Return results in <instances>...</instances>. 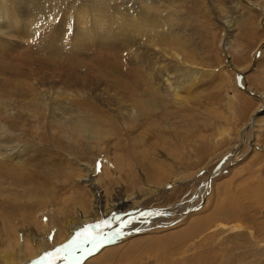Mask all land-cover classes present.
Listing matches in <instances>:
<instances>
[{
	"label": "rangeland",
	"instance_id": "rangeland-1",
	"mask_svg": "<svg viewBox=\"0 0 264 264\" xmlns=\"http://www.w3.org/2000/svg\"><path fill=\"white\" fill-rule=\"evenodd\" d=\"M117 1L140 12L133 20L145 12L161 24L150 25L161 48L156 66L174 72L179 94L168 89L157 108L137 106L135 113L122 107V93L97 99L58 83L73 107L80 105L75 119L85 112L82 118L93 119L95 126L80 130L68 124L69 112L48 109L53 89L40 80L48 67L31 76L3 68L0 86L11 81L9 88L30 95L0 99V264H33L65 243L73 225L112 229L152 210L172 216L136 219L140 232L83 264H264V0ZM221 20L232 21L231 30ZM103 63L88 75L126 78L131 89L142 83L109 57Z\"/></svg>",
	"mask_w": 264,
	"mask_h": 264
},
{
	"label": "bare ground",
	"instance_id": "bare-ground-1",
	"mask_svg": "<svg viewBox=\"0 0 264 264\" xmlns=\"http://www.w3.org/2000/svg\"><path fill=\"white\" fill-rule=\"evenodd\" d=\"M70 1L0 0V69H2L0 74H6L7 69L14 73L21 67L22 75L26 72L31 76L35 75L36 71L40 69L37 66L48 67L46 74L44 73L45 76L40 78L44 84L53 89V92L50 91L52 92V95L50 93L52 99L47 102L49 103L47 104L48 109L52 111L57 107L56 111L59 113L67 114L69 112L71 115L67 120L68 124L80 130L88 128V126L92 127L94 125L92 124L93 119L86 116L82 118V115L86 113L85 111L80 116L82 119H75L73 113L74 111L80 112L78 108L80 105L73 107L67 99L66 88H70L69 84L78 89L79 92L76 90L77 94L83 93L84 95L88 92L97 99L112 100L117 97V94L122 93L123 100H126V105L122 107L135 113L138 109L137 106L149 107L150 109L157 108L162 103V97L167 95L168 89L174 93L175 97L178 96L179 89L173 85L174 72L171 73V71L166 70L163 73L159 66H156V63L159 62L157 53L161 48L156 47L158 40L154 38L155 34L150 25H154V30H156L161 27V24H151L149 18L145 16V12L141 13L142 20L140 18L139 21L133 20L132 14H140V12L132 4L131 7H129L130 4L126 3V6H124L117 0ZM54 17H58V19L56 20ZM224 22L230 26L226 28L223 23L225 31L228 32L231 30L233 22ZM173 56L181 64L187 65L179 53L174 52ZM108 57L115 67L122 69V74L126 75L127 71L131 74L128 78H131L134 84L139 81L143 84L140 83L139 86L136 85V89H131L126 83L128 82L126 78L109 80L105 76H97V74H94V76L88 75L90 70H101L105 65L103 61ZM115 60L120 62H115ZM30 64H32V67H26ZM14 66L17 69H14ZM40 71L38 70V72ZM194 76V73L187 69L186 78L190 80ZM241 76L245 80L244 73ZM123 80L126 81L122 85ZM243 80V90L258 99L259 95L248 90L247 82ZM58 83L64 85L67 83V86L65 85L66 88L61 89ZM10 84L13 85L14 82L8 81V86L2 83L0 86V99L5 100V102L15 96L26 97L30 95L25 94L26 92L22 87L21 89L9 88ZM42 87L39 85L38 88ZM125 87L131 91L127 92ZM23 94L25 95L23 96ZM36 96L38 100H41V96L37 92ZM141 97L148 98L144 100ZM53 99L54 101H52ZM261 104L264 106V98H261ZM82 108L86 109L84 106ZM114 108L110 106L109 110L115 112ZM255 115L256 113L251 115L249 124H251ZM247 131L246 128L242 132L246 138L249 137ZM18 162L19 160L16 157L14 163ZM87 180L90 181L89 177H87ZM88 185H91V182ZM117 215L120 220L121 215L116 213L115 216ZM86 222L88 221H82L83 224L87 225ZM73 227L68 231V235L64 237L66 242L72 239L76 232L80 230V225H73ZM101 227L102 225H100ZM114 227L118 228L120 226H113L112 229L103 226L102 229L104 232H111L114 231ZM133 227L139 226L131 225L123 236L133 234L135 232ZM95 230L97 232L100 229L95 228ZM37 252L40 255L42 249ZM41 256L35 260H38ZM56 263L61 262L57 261Z\"/></svg>",
	"mask_w": 264,
	"mask_h": 264
},
{
	"label": "snow or ice",
	"instance_id": "snow-or-ice-1",
	"mask_svg": "<svg viewBox=\"0 0 264 264\" xmlns=\"http://www.w3.org/2000/svg\"><path fill=\"white\" fill-rule=\"evenodd\" d=\"M54 19L57 20L58 17H54ZM220 22L225 24L223 20ZM225 27L228 28L230 26L225 24ZM96 171H101L99 162H97ZM154 216L171 217L172 212L159 210L140 212L135 217H130L127 220H120L119 222L122 227L111 232H104L103 229L100 228L99 224L95 226L100 229L99 231L89 232V229L92 226L88 225L77 231L72 239L58 247H54L52 251L45 252L38 260L33 261V264H56L57 261H61L63 264H83L87 258L91 257L95 253H98L105 245L114 242L119 237H122L125 234L124 228L133 224L136 219L142 218L145 222H147L149 217ZM112 219L119 220V217L113 215ZM101 223L108 226L112 223V221H102ZM133 230L135 232H140L141 228L136 227Z\"/></svg>",
	"mask_w": 264,
	"mask_h": 264
}]
</instances>
